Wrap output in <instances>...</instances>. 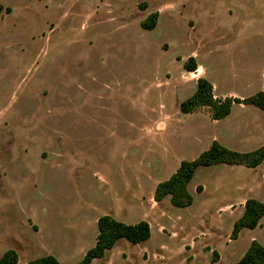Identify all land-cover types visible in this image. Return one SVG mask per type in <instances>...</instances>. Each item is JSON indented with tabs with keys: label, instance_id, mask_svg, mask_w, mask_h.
Wrapping results in <instances>:
<instances>
[{
	"label": "rangeland",
	"instance_id": "obj_1",
	"mask_svg": "<svg viewBox=\"0 0 264 264\" xmlns=\"http://www.w3.org/2000/svg\"><path fill=\"white\" fill-rule=\"evenodd\" d=\"M0 5V258L77 264L102 216L145 221L152 237L120 240L93 264H234L253 241L264 246V219L231 240L243 199L264 202V164L199 168L187 208L149 198L152 178L168 181L177 159L194 161L214 141L241 153L264 146V112L253 105L219 121L207 108L180 111L199 78L218 98L264 93V0ZM190 57L194 73L183 68Z\"/></svg>",
	"mask_w": 264,
	"mask_h": 264
},
{
	"label": "trees",
	"instance_id": "obj_2",
	"mask_svg": "<svg viewBox=\"0 0 264 264\" xmlns=\"http://www.w3.org/2000/svg\"><path fill=\"white\" fill-rule=\"evenodd\" d=\"M0 11L2 6L0 5ZM10 13V9L6 10ZM158 15L150 17L149 23L143 24L146 30H152L156 26ZM184 70L194 73L198 69L196 59L190 57L183 66ZM253 105L264 112V93L259 92L250 98H218L214 95L213 85L206 78L197 80L195 93L180 104V111L183 114H191L199 109L207 108L215 121L227 118L234 105ZM264 162V146L255 151L241 153L227 149L214 141L210 148L203 152L194 161H182L176 173L163 183H160L154 194V201L161 203L165 198L170 197L171 204L176 208H187L193 205L194 197L189 191V184L192 182L199 168L211 167L214 165L244 166L254 169ZM202 186L197 187L201 193ZM264 218V203L256 199H248L245 203L244 214L235 222L231 234V240H237L244 229L254 230L260 225ZM98 236L95 246L87 251L83 259L77 264H92L95 260L103 259L107 252L111 251L120 240H126L133 245H138L150 240L152 230L145 222L136 224H125L116 221L110 216H102L97 221ZM217 262L218 253H214ZM19 257L14 251L6 252L0 258V264H18ZM28 264H61L54 256H44L30 261ZM234 264H264V246L253 241L248 251L241 260Z\"/></svg>",
	"mask_w": 264,
	"mask_h": 264
},
{
	"label": "crops",
	"instance_id": "obj_3",
	"mask_svg": "<svg viewBox=\"0 0 264 264\" xmlns=\"http://www.w3.org/2000/svg\"><path fill=\"white\" fill-rule=\"evenodd\" d=\"M199 68H201V65H199ZM189 73V72H188ZM199 77H202V75L201 76H199ZM204 77V76H203ZM217 97V96H216ZM241 99H243V98H241ZM177 162H178V168H179V166H180V164H181V160L180 159H177ZM180 163V164H179ZM262 164H264V162L262 163ZM262 164L260 165V166H262ZM177 166V165H176ZM176 166H175V168H176ZM214 166H216V165H214ZM259 166V167H260ZM259 167H257V168H254V169H252V170H256V169H258ZM178 168H176V169H178ZM207 168V167H206ZM250 169V168H249ZM177 171V170H176ZM172 172V174H174V172L173 171H171ZM101 184H103L104 185V187H107V188H109L110 187V184L108 183H101ZM160 184V181H154V179L152 178V187L150 188V193H149V198L150 199H152L153 200V202L154 203H156L155 201H154V194H155V190H156V188H157V186ZM142 188V187H141ZM141 188H138V192L137 193H133V199H134V201L135 202H139L140 204L145 200V197H144V195H145V193L144 194H142L141 193V190H143V189H141ZM203 188V190H204V187H202ZM203 190H202V192H203ZM201 192V193H202ZM115 200L116 201H118L119 200V202H120V198H118V196H119V194L117 193V194H115ZM117 198H118V200H117ZM248 199H256V200H258V201H260L257 197L256 198H250V195L248 196V197H245L244 199H243V204L241 205V207L240 208H244V211H245V203H246V201L248 200ZM261 202V201H260ZM264 203V202H263ZM244 213H242L240 216H242ZM264 219V218H263ZM262 219V220H263ZM262 220L260 221V225H259V227H261L262 226ZM127 224H130V223H127ZM258 228V227H257ZM256 228V229H257ZM256 229H254V230H256ZM242 232V231H241ZM240 235V234H239ZM152 237V236H151ZM116 246V245H115ZM93 264V263H92Z\"/></svg>",
	"mask_w": 264,
	"mask_h": 264
}]
</instances>
